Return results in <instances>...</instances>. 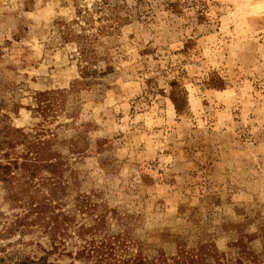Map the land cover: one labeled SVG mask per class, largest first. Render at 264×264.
I'll return each instance as SVG.
<instances>
[{"label":"rangeland","instance_id":"rangeland-1","mask_svg":"<svg viewBox=\"0 0 264 264\" xmlns=\"http://www.w3.org/2000/svg\"><path fill=\"white\" fill-rule=\"evenodd\" d=\"M0 166V264L263 252L264 0H0Z\"/></svg>","mask_w":264,"mask_h":264},{"label":"trees","instance_id":"trees-1","mask_svg":"<svg viewBox=\"0 0 264 264\" xmlns=\"http://www.w3.org/2000/svg\"><path fill=\"white\" fill-rule=\"evenodd\" d=\"M0 169H8L7 167L0 166ZM210 245H201L196 250L192 249L186 254L183 252L177 259H169L164 257L156 258H146L142 256H135L134 258H129L126 261L121 259L122 255L116 254H106L105 256L99 255V251L94 250L93 253H98L97 256H92L91 254H80L76 257L70 256L73 261L69 263H60L58 261H50V256L54 255V250L45 252L44 256L41 257H31L29 255L21 256L14 264H77L75 261H88L97 258L95 264H264V251L256 253L248 248H245L242 244L241 255L239 259L231 260L226 258V256L217 250L208 249ZM53 249L56 248L53 246ZM207 249V252L204 250ZM118 252V251H117ZM100 256V258H98Z\"/></svg>","mask_w":264,"mask_h":264}]
</instances>
